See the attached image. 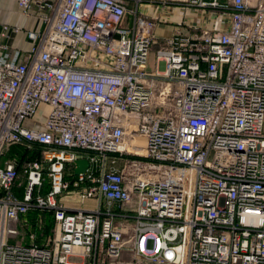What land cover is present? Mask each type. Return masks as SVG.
Here are the masks:
<instances>
[{
  "label": "built area",
  "instance_id": "obj_1",
  "mask_svg": "<svg viewBox=\"0 0 264 264\" xmlns=\"http://www.w3.org/2000/svg\"><path fill=\"white\" fill-rule=\"evenodd\" d=\"M13 1L36 28L1 23L0 161L44 153L21 196L0 162V264H264V0Z\"/></svg>",
  "mask_w": 264,
  "mask_h": 264
},
{
  "label": "crops",
  "instance_id": "obj_2",
  "mask_svg": "<svg viewBox=\"0 0 264 264\" xmlns=\"http://www.w3.org/2000/svg\"><path fill=\"white\" fill-rule=\"evenodd\" d=\"M139 9L143 14L149 16H156L160 12L165 14V11H163V0H145L140 5ZM171 17L173 20L169 21L165 16H163L166 21L162 20V22L157 25L155 29V34L157 37L167 38L171 36L179 27L177 25L179 21L177 15H172ZM4 22H7L11 26H20L26 30L36 28L35 21L23 17L18 9V6L13 0H0V30L1 23ZM7 42L11 45H16L22 48H26L28 46V38L26 37L25 33H12L11 39H9ZM16 193L18 194L17 189Z\"/></svg>",
  "mask_w": 264,
  "mask_h": 264
},
{
  "label": "trees",
  "instance_id": "obj_3",
  "mask_svg": "<svg viewBox=\"0 0 264 264\" xmlns=\"http://www.w3.org/2000/svg\"><path fill=\"white\" fill-rule=\"evenodd\" d=\"M7 151V150H6ZM2 156L1 163H3L4 160H13L16 162L17 168L19 172L23 171L27 167L29 163L40 161L42 159V155L44 153V149L41 146H31L27 147L25 145H12L8 148V151ZM20 180H23V177L20 178ZM50 190V183L48 178L45 179L42 188L40 189V192L47 193ZM18 194L22 195V188L17 189ZM43 214L44 218V226L41 230L38 229V227L35 226L34 222L32 223V226L34 227V230L37 232L38 235V241L42 238L43 235L51 233L54 227V217L52 213L49 212H39V210L33 209L30 210L27 214V217L34 221V219L39 215Z\"/></svg>",
  "mask_w": 264,
  "mask_h": 264
},
{
  "label": "rangeland",
  "instance_id": "obj_4",
  "mask_svg": "<svg viewBox=\"0 0 264 264\" xmlns=\"http://www.w3.org/2000/svg\"><path fill=\"white\" fill-rule=\"evenodd\" d=\"M7 151H8V149H7ZM6 151V152H7ZM5 154V153H4ZM6 161H11V160H4L3 161V163H5ZM30 164V163H29ZM28 164V165H29ZM27 165V166H28ZM26 169V168H25ZM25 169H23V171H21V172H19V178H18V181H17V184H19L20 185V188H22V192H23V188H24V186H25V184H26V173H25ZM23 177V180H20V178H22ZM70 199H72L73 200V202H75L76 203V205H78V204H83L84 206H86V207H88V208H94L95 206H96V203L94 202V201H87V202H82L76 195H73V196H71L70 197ZM40 216H41V220L43 221V226H44V216H43V214L41 213L40 214ZM36 219H37V217L34 219V221L33 220H31V219H29L28 217H27V221H29V223H27L28 225H25L26 223H23L22 225H21V239H23L24 237H25V229L26 228H29L31 231H34V232H36L35 230H34V227L32 226V223L34 222V224H35V221H36ZM32 222V223H31ZM43 226H42V228H43ZM41 228V229H42ZM41 229H39V230H41ZM53 231V230H52ZM48 234H50V233H48ZM48 234H45V235H48ZM25 240V239H24Z\"/></svg>",
  "mask_w": 264,
  "mask_h": 264
},
{
  "label": "water",
  "instance_id": "obj_5",
  "mask_svg": "<svg viewBox=\"0 0 264 264\" xmlns=\"http://www.w3.org/2000/svg\"><path fill=\"white\" fill-rule=\"evenodd\" d=\"M75 174L78 175L79 173H85L86 169L89 166V162L87 160H77L75 163Z\"/></svg>",
  "mask_w": 264,
  "mask_h": 264
}]
</instances>
